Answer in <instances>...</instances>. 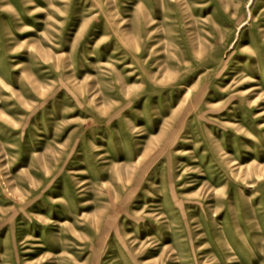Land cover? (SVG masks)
<instances>
[{
    "label": "rangeland",
    "instance_id": "rangeland-1",
    "mask_svg": "<svg viewBox=\"0 0 264 264\" xmlns=\"http://www.w3.org/2000/svg\"><path fill=\"white\" fill-rule=\"evenodd\" d=\"M0 264H264V0H0Z\"/></svg>",
    "mask_w": 264,
    "mask_h": 264
}]
</instances>
